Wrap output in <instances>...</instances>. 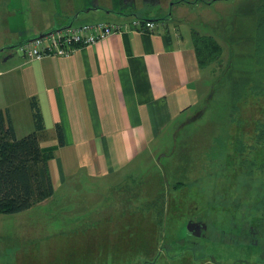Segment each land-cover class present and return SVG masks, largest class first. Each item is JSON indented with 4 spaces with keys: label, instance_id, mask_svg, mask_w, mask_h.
<instances>
[{
    "label": "rangeland",
    "instance_id": "1",
    "mask_svg": "<svg viewBox=\"0 0 264 264\" xmlns=\"http://www.w3.org/2000/svg\"><path fill=\"white\" fill-rule=\"evenodd\" d=\"M37 2L0 0V33L10 22L1 15L12 14L14 23ZM255 3L195 1L181 12L170 6L168 22L192 29V36L211 35L222 47L221 61L205 66L210 91L152 144L154 157L147 152L107 177V190L99 193L98 183L84 178L71 199L60 191L30 209L0 214V264H264V141L258 138L264 94L254 79L263 74L262 67L254 74ZM7 57L0 52V71L14 64L4 63ZM149 176L153 185H144ZM192 220L206 224L205 236L191 232Z\"/></svg>",
    "mask_w": 264,
    "mask_h": 264
},
{
    "label": "crops",
    "instance_id": "2",
    "mask_svg": "<svg viewBox=\"0 0 264 264\" xmlns=\"http://www.w3.org/2000/svg\"><path fill=\"white\" fill-rule=\"evenodd\" d=\"M143 1L45 0L42 8L38 0V7L19 13L14 23L12 14L1 15L2 21H10L0 33V52L8 56L2 60L15 62L0 71V108L9 113L22 137L34 131L32 103L39 106L45 128L38 137L42 150L53 155L49 167L54 195L63 191V197L71 199L83 190L84 178L98 183L93 186L99 193L107 190V177L134 166L147 152L151 159L152 144L210 91L208 68L200 66L193 43L194 31L168 22L166 16L170 6L177 12L183 6L190 11L195 1L216 0H152L142 5ZM145 19L156 21L155 31L113 34L69 56L42 60L27 59L22 53L21 59L14 56L21 43L71 23L133 24ZM5 94L7 99L1 97ZM152 183L150 176L143 180L144 185Z\"/></svg>",
    "mask_w": 264,
    "mask_h": 264
},
{
    "label": "trees",
    "instance_id": "3",
    "mask_svg": "<svg viewBox=\"0 0 264 264\" xmlns=\"http://www.w3.org/2000/svg\"><path fill=\"white\" fill-rule=\"evenodd\" d=\"M257 28L255 32L254 74L261 68L255 85L264 94V0H256ZM193 43L201 67L221 61L222 47L213 36L193 34ZM35 129L19 137L8 112L0 108V214H13L30 209L55 193L49 161L52 153L44 152L38 133L45 128L39 106L33 102ZM60 142L64 144L59 128ZM259 141H264V124L258 128ZM241 150V155L243 151ZM242 159V158H241ZM258 232H255L257 236ZM253 235L255 238L256 236ZM256 239V238H255Z\"/></svg>",
    "mask_w": 264,
    "mask_h": 264
},
{
    "label": "built area",
    "instance_id": "4",
    "mask_svg": "<svg viewBox=\"0 0 264 264\" xmlns=\"http://www.w3.org/2000/svg\"><path fill=\"white\" fill-rule=\"evenodd\" d=\"M137 25L140 32H153L157 23L152 20H135L133 24L99 21L83 23L56 30L43 38L19 46L20 52L31 60H42L50 56H69L77 49L94 45L104 38L123 33Z\"/></svg>",
    "mask_w": 264,
    "mask_h": 264
},
{
    "label": "flooded vegetation",
    "instance_id": "5",
    "mask_svg": "<svg viewBox=\"0 0 264 264\" xmlns=\"http://www.w3.org/2000/svg\"><path fill=\"white\" fill-rule=\"evenodd\" d=\"M166 19H168V17L166 16ZM145 20H147V19H145ZM149 20V19H148ZM156 22V21H155ZM190 225L192 226L193 225V228L194 229H192L191 230V232L194 234V233H199L200 232V230H201V237L202 236H205V234H204V232H205V230H206V228H204L203 227V222H201V221H198V220H192V222L190 223ZM194 230V231H193ZM251 233L253 234V235H255V231H251ZM256 236V235H255ZM252 243H254L255 244V239L253 238V241H252Z\"/></svg>",
    "mask_w": 264,
    "mask_h": 264
},
{
    "label": "water",
    "instance_id": "6",
    "mask_svg": "<svg viewBox=\"0 0 264 264\" xmlns=\"http://www.w3.org/2000/svg\"><path fill=\"white\" fill-rule=\"evenodd\" d=\"M71 25H72V23L69 24V25H67V26H65V27H63V28H59V29H55V30H51V31H49V32H46V33H44V34H41L39 37H42V36L47 35V34H49V33H52V32H54V31H56V30H60V29H64V28L70 27ZM29 41H31V40H29ZM203 227H204V228L207 227L205 223H203ZM189 228H190V230L194 229V228H193V225H192V226L190 225ZM193 231H194V230H193ZM194 235H196V236H201V235H202V234H201V230H200L199 233H194Z\"/></svg>",
    "mask_w": 264,
    "mask_h": 264
},
{
    "label": "bare ground",
    "instance_id": "7",
    "mask_svg": "<svg viewBox=\"0 0 264 264\" xmlns=\"http://www.w3.org/2000/svg\"><path fill=\"white\" fill-rule=\"evenodd\" d=\"M49 34H50V33H49ZM49 34H47V35H49ZM47 35H44V36H42V37H39V36H38V37L32 39L31 41H33V40H35V39H37V38H43V37H45V36H47ZM31 41H26V42H24V43H28V42H31ZM24 43H22V44H24ZM22 44H21V45H22ZM19 46H20V45H19ZM19 46H18V48H19ZM72 54H73V53H72ZM72 54H71V55H72ZM24 57H25V56H24ZM60 57H63V56H60ZM26 58H27V57H26ZM27 59H28V58H27Z\"/></svg>",
    "mask_w": 264,
    "mask_h": 264
}]
</instances>
